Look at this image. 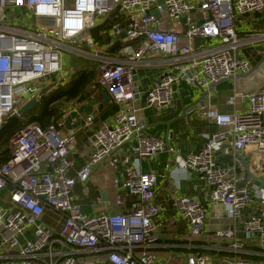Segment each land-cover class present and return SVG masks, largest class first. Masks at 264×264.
Masks as SVG:
<instances>
[{"label": "built area", "instance_id": "built-area-1", "mask_svg": "<svg viewBox=\"0 0 264 264\" xmlns=\"http://www.w3.org/2000/svg\"><path fill=\"white\" fill-rule=\"evenodd\" d=\"M115 10L118 14L111 20L119 16L122 20L113 23L109 32L113 38L126 33L122 40L128 45L120 55L132 63L146 61L150 55L177 61L179 56L194 53L196 40L209 44L197 53L196 62L162 75L147 90L146 108L170 106L174 85L180 81L206 91L231 77L251 75V64L238 55L242 42L235 23L240 16L264 12V0H0V130L24 104H37L43 95L72 81L75 71L65 68L63 54L77 51L74 45L79 43L93 47L86 33L98 19ZM178 22L187 40L183 46L179 45V33L171 29ZM259 38H264V33ZM135 41H140L137 49L131 45ZM131 71L119 62L98 64L96 85L105 90L117 110L91 131L93 149L74 176L69 172L74 167L75 133L65 130L64 120L77 111L78 103L62 105V120L57 124L41 128L29 123L9 135L7 149L0 150V159L5 154L9 157L0 163V192L7 193L0 200L7 204L0 205L4 234L0 248L14 252L16 260L0 264H170L152 252L160 241L155 173H129L122 181H113L116 189L137 199L129 213L85 214L75 202L76 184L85 183L98 163L115 167L120 149L131 138L136 140L132 154L139 159L161 152L180 154L179 148L142 132ZM198 111L221 130L200 149L188 153L183 167L206 181L207 207L220 206L228 228L210 233L223 244L204 247L187 256L185 264H264L242 257H264V206L248 211L251 196L246 178L238 175L235 167H220L215 155L219 144L228 140L235 153L252 147L264 156V78L247 95L244 110L225 114L200 107ZM92 120L86 116L80 127L90 129ZM121 204L117 196L116 207ZM204 205L200 198L171 196V207L186 223L191 238L202 235L209 211ZM45 212L56 216L58 230L40 222ZM221 219L217 218V223ZM28 228L31 239H25ZM205 250L224 255L216 257ZM100 254L104 261L95 257Z\"/></svg>", "mask_w": 264, "mask_h": 264}, {"label": "crops", "instance_id": "crops-1", "mask_svg": "<svg viewBox=\"0 0 264 264\" xmlns=\"http://www.w3.org/2000/svg\"><path fill=\"white\" fill-rule=\"evenodd\" d=\"M105 19H98L96 26L103 24ZM121 20L119 16L113 20L109 19L107 22L108 24H113L121 22ZM168 26L171 27L170 24ZM173 28L180 35L179 45H186L187 40L184 36L182 24L178 22L174 26L172 25L171 29ZM235 30L242 42L238 55L247 59L251 67H254L261 60V56L264 53V38H259V34L264 33V12L238 17L235 23ZM104 35L108 40L105 45L101 46L95 42L88 31L86 36L92 41L93 47L85 43L74 45L77 51L63 54L65 68H72L70 65L67 67V63L70 60L72 61L73 58L74 60H89L95 65L105 60L123 63L126 67H130L132 71H135L143 92H147L162 75L174 73L177 67L191 65L196 62L198 60L197 53L201 52L203 47L209 45L207 42L198 39L194 42V53L179 56L177 61L173 57L166 58L159 55H150L146 61L132 63L129 57L120 55V51L128 44L123 40L113 42V37L108 31ZM113 43H119L120 49L117 53L107 52ZM135 43H131L133 49H137L139 46H135ZM95 49H97V52ZM95 55L98 58H95ZM257 58L258 60L254 64ZM263 78L264 60L257 69L251 72L248 78L246 76H238L217 83L214 87V92L206 96V103L202 107L211 108L225 114L240 112L247 107V95L257 88V84ZM134 86L136 88L135 84ZM173 89L172 104L161 110L146 108L139 100L136 104L138 109L137 119L140 126H142L143 133L161 138L170 147L179 148L180 154L170 155L166 152H161L151 158L139 159L132 154L131 149L135 145L136 140L131 138L120 149V161L115 167H110L107 162L94 165L88 180L85 183H77L74 189L75 202L82 207V212L85 214L129 213L132 211L133 203H137V199L130 196L123 189H116L113 186V181H122L129 173H155L157 185L154 191V201L161 209V214L157 218L160 223V241L158 248L152 252L158 258L169 261L170 264L174 261V258L185 257L186 259L187 256L202 251L208 245L221 243L216 241L210 233L223 226L221 225L222 223L209 224L206 222L202 235L199 238H191L188 235L186 223L178 219L177 214L171 207V196L176 195L200 198L207 205L205 197V191L207 190L206 181L198 174L185 170L183 161L188 153L200 149L208 142L213 133L221 130L212 121L201 116L198 109L187 112L184 117L178 119L182 114V108L198 99L201 92L183 81L175 84ZM99 93L107 95L104 89L98 87V90L90 97L97 101L91 112L93 115L92 127L86 129L79 126L73 129L76 148L71 156L74 160V167L69 172L71 176H74L75 172L85 164L93 149L90 142L91 131L101 127L113 115L112 113L103 120L99 118L103 111L113 105L108 95L109 101L107 102L98 95ZM237 93H240V95H237ZM87 103L88 101H85L78 103V105L82 106ZM100 105H102L101 111L98 110ZM80 118L83 120L86 115H81ZM166 123L169 125L167 126ZM65 130L67 129L65 128ZM215 155L217 164L220 167L224 169L235 167L238 175H244L251 196V204L248 211H259L264 206V190L259 189V183L252 177L260 178L264 181V156L258 155L252 147L235 153L230 148L228 140L219 144ZM249 175L252 177H249ZM117 196H120L122 200V204L119 207L115 205ZM208 207L209 214L213 208L212 206ZM56 219V216L45 212L40 218V222L53 230H58V226L55 223ZM3 236L4 234L0 228V239ZM31 237V228H28L25 231V239H31ZM207 253L218 257L214 251H207ZM221 254L224 255L223 253ZM15 257L14 252L0 248V262L6 260L14 261L16 260ZM95 257L100 261L105 259L103 254ZM247 260L251 262L262 261L264 263L263 256L261 258L252 257V259Z\"/></svg>", "mask_w": 264, "mask_h": 264}, {"label": "trees", "instance_id": "trees-1", "mask_svg": "<svg viewBox=\"0 0 264 264\" xmlns=\"http://www.w3.org/2000/svg\"><path fill=\"white\" fill-rule=\"evenodd\" d=\"M109 19H106L103 24L93 27L89 30L90 36L96 43L103 46L107 42L108 38L104 34L112 27V24H108ZM101 33V34H100ZM135 46H138L140 41H135ZM120 49L119 43H113L107 50L109 53H117ZM254 61V64L257 62ZM76 62L75 74L72 81L65 87H58L53 91L43 95L37 102L36 107L31 110L29 123H37L41 128H46L49 125L57 124L62 120L63 113L61 107L67 103H81L89 101L94 92L98 90L96 82L98 80V65H91V61H83L81 59L74 60ZM94 86V88H92ZM116 111V106L111 105L106 111L100 114V119H106L112 113ZM22 127H14L12 131L8 133V136L14 132L20 130ZM5 139V137L3 138ZM9 157L5 154L0 159V163L6 162Z\"/></svg>", "mask_w": 264, "mask_h": 264}, {"label": "water", "instance_id": "water-1", "mask_svg": "<svg viewBox=\"0 0 264 264\" xmlns=\"http://www.w3.org/2000/svg\"><path fill=\"white\" fill-rule=\"evenodd\" d=\"M118 14V11L115 10L114 12H112L107 18L112 19L113 17H115ZM106 18V19H107ZM105 19V20H106ZM126 38V33L122 32L118 37H114L113 38V42H116L118 40H122ZM264 60V53L261 56V60L254 66L252 67L251 71L257 69L260 65V63ZM191 71H189V73H191ZM131 76H132V81L134 82V84L136 85L135 88V98L139 99L141 101V103H145L146 101V97H147V92H143L142 87L139 84L138 78L135 75V71H131ZM238 77V76H235ZM232 78V77H231ZM230 79V78H229ZM216 85V84H215ZM215 85H212L208 90L206 91H202L200 90V97L198 99H196L194 102L190 103L188 106H184L182 108V114L179 118H182L186 115L187 112H191L193 110H196L200 107L203 106V104L205 105L206 103V96L209 93L214 92V87ZM101 98H103L105 101H109L108 96L105 93H99L98 94ZM97 104L96 100H89L87 104L82 105L80 107L77 108L76 112H72L70 113L66 119L64 120V126L67 130H73L76 129L80 126L81 120H80V115H86L88 116L90 119H93V115L91 114L93 106H95ZM36 107V102L34 101H29L26 104H24L21 108L18 109L17 111V115L10 118L1 128L0 130V142L3 140V138L16 126L18 125L19 122V118L27 113L30 112L31 110H33ZM99 111L102 110V105L99 106ZM72 123V124H71ZM166 125L168 126L169 124L166 123ZM249 177H252L249 175ZM256 182L259 183V189L260 190H264V181L260 178H255L252 177ZM7 189L10 190L11 186H7ZM204 209L208 210L207 205H204ZM220 216H222V219L220 221V223H222L223 226H220L219 229L220 230H226L228 228V220L225 217V213L222 212L221 207L220 206H215L213 207V209L209 212L208 214V219H207V223L209 224H215L217 223V218H219Z\"/></svg>", "mask_w": 264, "mask_h": 264}, {"label": "rangeland", "instance_id": "rangeland-1", "mask_svg": "<svg viewBox=\"0 0 264 264\" xmlns=\"http://www.w3.org/2000/svg\"><path fill=\"white\" fill-rule=\"evenodd\" d=\"M173 26L175 25V24H172ZM69 60H70V58H69ZM69 65H70V67H72V69L75 71L76 69H78L79 67H76V62L74 61V58H73V60L71 61H69L68 63H67V67H69ZM91 65H93L94 66V63H92L91 62ZM30 115H31V112H27V113H25V114H23L20 118H19V122H18V125H16V127H24V126H26L27 124H28V122H29V120H30ZM8 134L5 136V139H3V141L0 143V150H6L7 149V146H8V142H7V139H8ZM7 197V193L6 192H1L0 193V200L1 199H5ZM0 205H2V206H4V207H6L7 206V204H5L4 202H2V201H0ZM247 251V250H246ZM207 252V251H206ZM214 253L215 254H217L218 255V257H221L222 256V254L221 253H217V252H215L214 251ZM209 254V253H208ZM210 255H213V254H211L210 253ZM242 257L244 258V259H252V257H250V256H246V255H242ZM185 257H182V258H178V259H175L174 258V261L173 262H171V264H185Z\"/></svg>", "mask_w": 264, "mask_h": 264}]
</instances>
